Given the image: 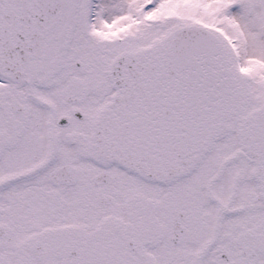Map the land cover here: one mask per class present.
<instances>
[{
  "label": "snow or ice",
  "instance_id": "snow-or-ice-1",
  "mask_svg": "<svg viewBox=\"0 0 264 264\" xmlns=\"http://www.w3.org/2000/svg\"><path fill=\"white\" fill-rule=\"evenodd\" d=\"M0 264H264V0H0Z\"/></svg>",
  "mask_w": 264,
  "mask_h": 264
}]
</instances>
